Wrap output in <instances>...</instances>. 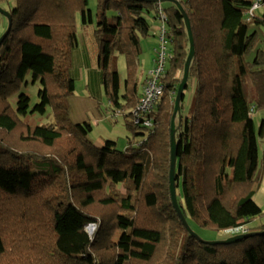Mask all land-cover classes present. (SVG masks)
Instances as JSON below:
<instances>
[{"label": "trees", "instance_id": "trees-1", "mask_svg": "<svg viewBox=\"0 0 264 264\" xmlns=\"http://www.w3.org/2000/svg\"><path fill=\"white\" fill-rule=\"evenodd\" d=\"M175 1L190 24L188 81L196 82L189 115L174 121L176 202L193 233L195 226L228 239L208 243L188 233L171 200L173 97L190 50L182 12L146 0H95V15L88 0H15L0 44V264L8 248L14 264H264V223L253 224L264 215L255 202L264 160L260 171L252 120L264 108V53L245 60L259 40L249 29H264V0ZM160 11L171 58L144 126L132 121L142 93L139 39L151 27L143 14L159 21ZM82 25L93 29L107 102L115 114L127 112L132 137L123 149L112 139L93 142L90 124L70 118L71 56ZM114 50L125 58L122 83ZM29 83L39 85L34 104L21 92ZM48 108L51 122H28Z\"/></svg>", "mask_w": 264, "mask_h": 264}, {"label": "rangeland", "instance_id": "rangeland-1", "mask_svg": "<svg viewBox=\"0 0 264 264\" xmlns=\"http://www.w3.org/2000/svg\"><path fill=\"white\" fill-rule=\"evenodd\" d=\"M89 8L93 11L95 15V0H88ZM15 5V0H0V9L4 11L10 10ZM169 4L168 3H162L160 4L161 9H165ZM145 19L150 22V30L148 33V36L146 37H140V52L138 55V61H137V68L135 71L136 80L138 81L139 91L142 92V84L144 82L145 75L149 71L151 67H153V60L157 57V50L160 49L161 42L159 40L160 36V27L161 23L159 21H155V13H144L143 14ZM78 24L80 25L81 21L79 18V15L77 17ZM81 27V26H80ZM7 29V20L0 15V38L3 35V33ZM250 32L257 31L259 35L258 43L256 44V49L252 51L248 56L245 57L246 62H252L255 51L257 49H260L264 53V29L257 28L252 26L249 29ZM80 33V31H78ZM155 32V33H154ZM56 48L61 49L62 45L60 43L54 44ZM167 49H170L169 43L166 44ZM56 48H54L56 50ZM123 54L119 53L118 50H114L112 61L115 69L117 70L121 83L124 80L125 76V60H124ZM168 66V64H167ZM91 70V67H81L78 68V77L75 78V92L74 95L71 96L69 101L74 100L76 105H78V109H81V111H75L74 116L75 118H81L82 115H84V118H81V120H85L90 124V131L88 133V137L93 140V142L98 143L102 142L104 139H112L115 140L117 143L118 148H125L127 138L132 137L131 133L128 131V129L125 126V115L124 114L117 113V110L110 107L109 103L106 100V97L104 95V90L102 84L97 87V92L93 93L91 90V85H89V88L86 87L87 83V77H89L88 72ZM151 70V69H150ZM98 86V84H97ZM195 86L196 82L195 80H189L187 84V89L184 90L182 97H181V105L182 109L179 115H176L175 122H178L180 120H184L186 116L189 115V112L192 107L193 99L195 97ZM98 88L99 91H98ZM39 89V85H32L29 83V85L23 87L22 91L25 93L29 98L32 104L36 103L38 101L37 99V91ZM243 90L245 97L247 99L248 104L251 106L253 105L251 95L253 93L250 81L246 79V81L243 84ZM88 96H92L93 99L88 98ZM175 97H173L174 99ZM15 100V96L12 98ZM89 103V106H84V104ZM92 105V108H91ZM84 113H83V112ZM253 123L254 128L256 132V139H257V145H258V159H259V169L262 170V161L264 160V127H263V135L259 134V129L261 125L264 123V108L257 109L253 113ZM52 121V117L50 115V108L47 109V112L44 116H36V119H34V116H31L28 118V122H31L33 125H42L46 124ZM84 122V121H81ZM121 149V150H122ZM262 209V212L264 213V203L260 207ZM264 223V215L260 216L256 219V221L253 222V224H259ZM251 227L253 225H250ZM94 229H88L89 234H93L92 231ZM193 230L195 233L198 234L199 238L205 242L211 243V242H219L224 241L228 239V236L224 233H217L210 230H202L197 227H193ZM227 233V232H225ZM118 238V234L114 236L113 240L116 241ZM12 249L8 248L6 257H3L4 264H14L13 263V254ZM17 264H22L18 261Z\"/></svg>", "mask_w": 264, "mask_h": 264}, {"label": "built area", "instance_id": "built-area-1", "mask_svg": "<svg viewBox=\"0 0 264 264\" xmlns=\"http://www.w3.org/2000/svg\"><path fill=\"white\" fill-rule=\"evenodd\" d=\"M259 7V3L256 2L252 5L249 15H252L253 11ZM159 22L163 24L165 20L162 12H159ZM161 24V25H162ZM159 40L161 42L160 49L157 50V57L153 60V67L145 77V81L142 88L139 103L134 110V124L150 125L151 117L149 116L156 105L159 103L161 96L163 95V86L161 85V79L164 76L167 64L171 58V52L167 49L166 44L168 42L167 33L162 25L160 27ZM94 229L93 225H89L87 230ZM92 231V230H91ZM227 233L230 231H226Z\"/></svg>", "mask_w": 264, "mask_h": 264}, {"label": "crops", "instance_id": "crops-1", "mask_svg": "<svg viewBox=\"0 0 264 264\" xmlns=\"http://www.w3.org/2000/svg\"><path fill=\"white\" fill-rule=\"evenodd\" d=\"M78 31H80V33L78 32L77 34V46L72 51V56H71L72 66L70 69V75L74 78L75 81V78L78 77L79 75L77 74L78 68L91 67V70L88 72L89 77H87L86 87L89 88V85H91V89H92L91 91L95 93L97 92V87H99V85L101 84V79H100V71L98 68V53L96 49V44L93 39V29L91 26L82 25L81 27L78 28ZM99 89L100 88H98V91ZM88 98L93 99L92 96H88ZM67 102L70 109L71 121L72 122L85 121V120H81V118H84V115H82L81 118H75L74 112L81 111V109H78L77 107L78 105L74 103L75 101L74 100L69 101L68 99ZM84 106H89V103L85 102ZM259 177H260L261 186H260V190L258 191V194L255 197V202L259 207H261V205L264 203V172H260Z\"/></svg>", "mask_w": 264, "mask_h": 264}, {"label": "water", "instance_id": "water-1", "mask_svg": "<svg viewBox=\"0 0 264 264\" xmlns=\"http://www.w3.org/2000/svg\"><path fill=\"white\" fill-rule=\"evenodd\" d=\"M137 1H142V0H137ZM148 2H152L154 4L160 5L162 3H170L172 5H174L175 7H177L181 12H182V17L185 21V25H186V29H187V33H188V37H189V42H190V50H189V54L188 57L186 59L185 65H184V71H183V77L181 80V83L179 84L177 91L175 93V98H174V111L172 114V118H171V128H170V195H171V200H172V204L174 209L176 210V213L181 221V223L183 224V226L186 228V230L188 231V233H191L193 236L197 237V235L195 233H193L190 228L188 227L185 219L183 218L180 209L177 206V202H176V196H175V171H176V161H177V147H176V142H175V137H174V133H175V129H174V120L176 115L180 113V102H181V97L182 94L185 90V87L187 85V81H188V71H189V64L190 61L192 59L193 56V42H192V37H191V30H190V24L188 21L187 16L183 13L181 6L178 4V2H176L175 0H146ZM0 15H2L6 20H7V29L6 31L3 33V35L0 38V44L2 42V40L5 38V36L9 33V30L11 28V18H10V14L2 9H0ZM93 229V228H90ZM244 237V236H243Z\"/></svg>", "mask_w": 264, "mask_h": 264}]
</instances>
